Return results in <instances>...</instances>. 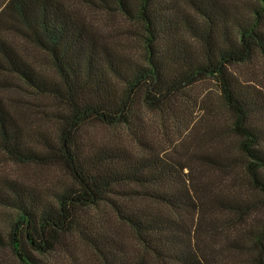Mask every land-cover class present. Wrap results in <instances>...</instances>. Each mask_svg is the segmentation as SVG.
<instances>
[{
    "label": "trees",
    "instance_id": "trees-1",
    "mask_svg": "<svg viewBox=\"0 0 264 264\" xmlns=\"http://www.w3.org/2000/svg\"><path fill=\"white\" fill-rule=\"evenodd\" d=\"M82 2L134 22L139 47L118 48L62 0L0 1V151L18 164L60 168L69 178L41 191L0 175V243L19 264H58L36 253H70L78 244L94 254L95 264H230L243 257L241 264H264L258 213L264 210V92L242 80L238 68L255 56L264 60V0H241V6L223 0ZM23 44L35 49L33 56ZM207 79L231 114L240 155L232 164H241L258 194L256 203H220L238 217L237 226L211 229L200 223L211 209L196 195L177 149L161 154L145 128V113L172 111L178 102L188 110V93ZM37 97L50 103L48 111L37 109ZM185 125L191 130L190 121ZM103 127L117 128L129 144L98 138ZM207 159L229 166V157L226 165ZM98 210L126 226L134 244L97 223ZM221 230L233 233L224 246L202 238Z\"/></svg>",
    "mask_w": 264,
    "mask_h": 264
},
{
    "label": "rangeland",
    "instance_id": "rangeland-1",
    "mask_svg": "<svg viewBox=\"0 0 264 264\" xmlns=\"http://www.w3.org/2000/svg\"><path fill=\"white\" fill-rule=\"evenodd\" d=\"M223 1L233 5L234 3L239 4L241 0ZM62 2L80 21L86 22L102 32L113 44L115 42L118 48L136 50L139 47V27L134 22L123 19L118 12L110 10L102 12L90 4L82 2V0H62ZM108 2L110 5H114L113 0H108ZM22 50L26 54H32V56L35 51L28 44H23ZM238 68L243 76L242 80H249L264 92V60L262 58L255 56L250 63L240 65ZM188 94L190 97L188 110L186 106L178 102L177 107L173 108L172 111L165 109L162 113H145L147 139L163 155L169 153L174 155L177 149L179 157L189 170L190 178L193 179L194 185L197 187L196 195H199L203 207L211 209L206 217L200 221L201 225H207L209 229H211L210 224L217 227H221V225L237 226L238 217L235 219L236 216L230 209H221L219 204L228 200H246L256 203L258 194L249 186L241 164H232L235 155L237 160H240V155L235 151L237 138L229 130L231 114L223 105L217 85L212 80L207 79L198 83ZM185 98L183 97V101ZM194 100L195 103L193 104ZM32 102L37 105L38 110L48 111L47 106L50 103L44 98H32ZM40 115L33 114L32 116L34 118ZM188 121L191 122V130L186 128L185 123ZM47 127H51L49 122ZM96 136L106 141L114 142L117 140L124 145L129 144L127 137L117 128L103 127L98 130ZM171 143L175 144V148L171 147ZM130 146L133 148V145ZM208 157L223 165L227 164L228 161L225 160L229 157V166L224 168L221 165L213 164L207 159ZM0 175L16 178L41 191L58 189L59 184L63 183L62 181L68 182L69 180L60 168L49 165L18 164L7 159L1 151ZM258 213L264 220V210L260 208ZM94 219L97 223L103 222L104 226L118 234L126 244H134V237L130 230L123 224L116 222L109 212L98 210ZM202 238L210 240L212 245L221 244L224 246L228 240L233 238V233L231 231L222 233L221 230L215 238L204 237V235ZM4 239L7 240L6 236ZM224 250L221 251L222 256L226 255ZM70 251L67 253L64 250H56L42 255L36 253V256L58 264H64V260H69L70 263L77 260L78 264H95L96 257L82 244L73 245ZM229 263H245V258H234L229 260ZM0 264H19L6 243H0Z\"/></svg>",
    "mask_w": 264,
    "mask_h": 264
}]
</instances>
